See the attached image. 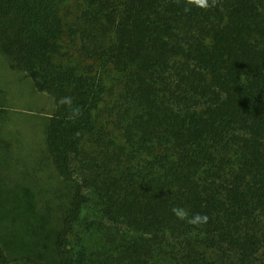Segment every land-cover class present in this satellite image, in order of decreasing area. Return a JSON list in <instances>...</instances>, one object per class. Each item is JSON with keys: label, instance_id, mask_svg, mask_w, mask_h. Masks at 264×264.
Returning a JSON list of instances; mask_svg holds the SVG:
<instances>
[{"label": "trees", "instance_id": "1", "mask_svg": "<svg viewBox=\"0 0 264 264\" xmlns=\"http://www.w3.org/2000/svg\"><path fill=\"white\" fill-rule=\"evenodd\" d=\"M0 51L59 181L1 177L0 264H264V0H0Z\"/></svg>", "mask_w": 264, "mask_h": 264}, {"label": "rangeland", "instance_id": "2", "mask_svg": "<svg viewBox=\"0 0 264 264\" xmlns=\"http://www.w3.org/2000/svg\"><path fill=\"white\" fill-rule=\"evenodd\" d=\"M52 109L51 99L38 93L25 75L10 70L0 51V136L10 156L0 165V179L21 184L33 205L58 201L52 193L59 181L41 157L44 125Z\"/></svg>", "mask_w": 264, "mask_h": 264}, {"label": "clouds", "instance_id": "3", "mask_svg": "<svg viewBox=\"0 0 264 264\" xmlns=\"http://www.w3.org/2000/svg\"><path fill=\"white\" fill-rule=\"evenodd\" d=\"M184 2V11L190 12L193 7L201 9L203 11H207L211 8H215L219 5L220 0H183ZM60 105H67L69 107L72 106V97H62L58 102ZM80 115V109L78 107L72 108V115L69 119H75ZM172 214L176 217V219L180 221H184L187 224L195 227H200L203 224H206L208 221L207 215L195 213L191 214L189 211L181 206H175L171 209Z\"/></svg>", "mask_w": 264, "mask_h": 264}]
</instances>
